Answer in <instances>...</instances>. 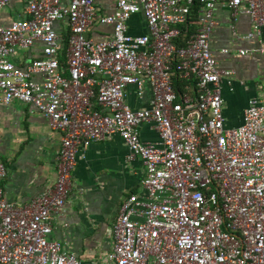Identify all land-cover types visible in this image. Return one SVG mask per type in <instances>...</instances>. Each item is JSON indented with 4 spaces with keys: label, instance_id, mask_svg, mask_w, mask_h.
<instances>
[{
    "label": "built area",
    "instance_id": "built-area-1",
    "mask_svg": "<svg viewBox=\"0 0 264 264\" xmlns=\"http://www.w3.org/2000/svg\"><path fill=\"white\" fill-rule=\"evenodd\" d=\"M11 1L0 0V11ZM193 1L115 0L97 18L96 0H26L20 18L0 25V102L32 106L62 135L52 188L22 207L0 189V264H81L50 239L52 216L67 203L79 151L116 135L145 176L141 195L121 206L106 261L264 264V101L249 99L242 124L225 126L222 84L232 92L234 73L219 68L210 45L222 2L249 18L247 38L257 36L264 54V0H200L197 26L183 38ZM137 14L142 35L127 26ZM95 22L110 34L88 37ZM35 44L38 58L24 67L12 61ZM127 88L139 98L148 88V107L132 109ZM144 123L154 126L155 143L141 141Z\"/></svg>",
    "mask_w": 264,
    "mask_h": 264
},
{
    "label": "crops",
    "instance_id": "crops-1",
    "mask_svg": "<svg viewBox=\"0 0 264 264\" xmlns=\"http://www.w3.org/2000/svg\"><path fill=\"white\" fill-rule=\"evenodd\" d=\"M114 2L96 0L97 18L110 15ZM25 7L26 0H12L6 9L0 11V25L8 26L10 21L20 18ZM214 17L218 26L210 39L211 51L221 70L234 73L232 92L225 79L222 84L225 126L236 128L242 124L249 99L264 101V54L258 52L257 36L247 38L253 28L246 15L233 16L221 2L215 6ZM127 26L132 35L146 33L141 14L132 16ZM62 32L65 36V31ZM110 32L111 28L95 22L88 37L99 40ZM240 50L248 53L242 56ZM40 51L41 45L35 44L27 51L18 52L12 61L24 67L38 58ZM150 99L148 88L141 98L137 97L134 88L126 89V102L134 110L147 108ZM138 131L142 142L155 143L158 140L152 124L144 123ZM61 137V133L51 130L44 117L32 106L0 102V162L6 167L5 178L0 179V189L10 204L22 207L53 187ZM144 176L142 161L129 160V151L117 135L81 149L72 172L67 203L59 215L52 216L50 239L74 253L81 264H111L106 261V256L113 247L112 227L123 202L131 195H141Z\"/></svg>",
    "mask_w": 264,
    "mask_h": 264
},
{
    "label": "trees",
    "instance_id": "trees-1",
    "mask_svg": "<svg viewBox=\"0 0 264 264\" xmlns=\"http://www.w3.org/2000/svg\"><path fill=\"white\" fill-rule=\"evenodd\" d=\"M200 7H201L200 0H194L193 4L191 6V13H190L189 18H188L189 26L188 27L187 26L181 27V36L183 38L188 37L192 33V31L195 29V25L197 24V17H198V12H199ZM182 85L183 84L180 81L174 82V87H175L177 93L182 92Z\"/></svg>",
    "mask_w": 264,
    "mask_h": 264
},
{
    "label": "rangeland",
    "instance_id": "rangeland-1",
    "mask_svg": "<svg viewBox=\"0 0 264 264\" xmlns=\"http://www.w3.org/2000/svg\"><path fill=\"white\" fill-rule=\"evenodd\" d=\"M14 14H15V13L13 12V13H12V19H14V17H15V15H14Z\"/></svg>",
    "mask_w": 264,
    "mask_h": 264
}]
</instances>
